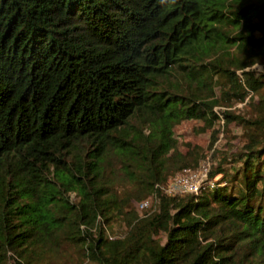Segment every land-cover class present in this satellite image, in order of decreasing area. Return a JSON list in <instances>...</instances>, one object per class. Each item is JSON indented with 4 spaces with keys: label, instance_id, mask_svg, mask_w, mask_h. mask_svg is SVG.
<instances>
[{
    "label": "trees",
    "instance_id": "obj_1",
    "mask_svg": "<svg viewBox=\"0 0 264 264\" xmlns=\"http://www.w3.org/2000/svg\"><path fill=\"white\" fill-rule=\"evenodd\" d=\"M262 55L264 0H0V264H264V105L214 109L263 101ZM191 118L217 178L169 194Z\"/></svg>",
    "mask_w": 264,
    "mask_h": 264
},
{
    "label": "rangeland",
    "instance_id": "obj_2",
    "mask_svg": "<svg viewBox=\"0 0 264 264\" xmlns=\"http://www.w3.org/2000/svg\"><path fill=\"white\" fill-rule=\"evenodd\" d=\"M247 69H254L256 71L257 76H261V80H264V55L261 56V59L255 62L252 66H248ZM237 73L240 74V70H237ZM262 92L264 94V85L259 89L258 93ZM254 104L249 105V103L245 101H234L231 105L225 106L222 104L216 105L214 107L215 110L220 112L222 109L228 108L232 110L235 113L238 114H244L250 115V116H257L259 110L262 108L261 105H264V99L259 104H256L258 100V95L253 94ZM201 124L200 120L197 119H185L182 122L176 124L174 126V132L176 136L184 141H189L191 143H196L201 146H203L206 149L208 148V144L210 141V131L204 130L201 131L198 129L199 125ZM221 121L216 122V126L220 128ZM220 130V129H219ZM241 130V132L239 131ZM242 131L243 128H240V126L235 123L231 122L228 125V130L218 133V137L213 145L216 144V155L217 157H222L224 155L225 151L229 150H235L241 145L242 142ZM211 145V146H213ZM210 150V149H209ZM214 160V159H213ZM142 199V198H141ZM140 200V198L135 199L132 201L133 206L136 208V210L139 212L140 208L137 206V202ZM124 227L121 223H117L113 229L112 232H120L123 231Z\"/></svg>",
    "mask_w": 264,
    "mask_h": 264
},
{
    "label": "built area",
    "instance_id": "obj_3",
    "mask_svg": "<svg viewBox=\"0 0 264 264\" xmlns=\"http://www.w3.org/2000/svg\"><path fill=\"white\" fill-rule=\"evenodd\" d=\"M211 150L202 157L195 167L185 166L170 176L166 185L161 188L169 194L175 193H199L203 189L212 188L217 177L211 178ZM149 200L141 202V206H147Z\"/></svg>",
    "mask_w": 264,
    "mask_h": 264
}]
</instances>
